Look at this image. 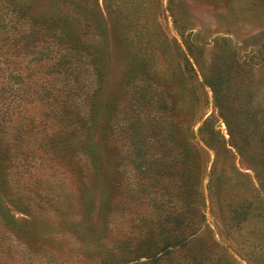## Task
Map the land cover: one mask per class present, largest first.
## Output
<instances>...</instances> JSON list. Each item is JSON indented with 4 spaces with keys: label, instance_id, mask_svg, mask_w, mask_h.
<instances>
[{
    "label": "trees",
    "instance_id": "16d2710c",
    "mask_svg": "<svg viewBox=\"0 0 264 264\" xmlns=\"http://www.w3.org/2000/svg\"><path fill=\"white\" fill-rule=\"evenodd\" d=\"M38 1L0 0V135L15 126V115L27 118L29 103L45 104L57 126L47 137L46 150L76 180V209L70 226L60 221L59 235L67 247L45 245L29 228L30 219L12 213L22 209L21 201L14 200L11 150L1 148L0 260L18 264L19 246L22 258L30 262L51 250L60 256V264H128L140 258L144 264H239L232 232L248 218L264 228V210L257 206L264 198V104L255 107L246 98L252 89L248 74L240 71V64L218 56L210 76L200 80L187 59L194 88L186 97L204 99L198 110L192 101L187 107L180 104L178 85L137 87L140 75L154 76V70L150 74L147 61L142 67L134 62L124 82L126 94L130 91L129 110L121 118L118 106L108 114L113 105L104 100L102 86L108 44L128 53L132 47L154 53L151 43L144 42L148 26L135 9L137 0H130L127 10L108 0L105 13L98 0ZM111 11L117 19L107 25L103 18ZM195 47L193 41L186 43L192 57ZM172 78H166L169 84ZM205 86L212 93L209 114ZM101 151L109 157L110 168L103 166L102 174H111L106 191L111 198L103 196L95 213L89 182L100 174ZM234 153L251 165L249 193L228 186L222 175ZM51 195H45L54 214L50 222L64 219ZM144 203L151 207L149 213L141 209ZM24 207L31 212L30 204ZM98 214L101 230L94 228ZM124 215H129L127 228L110 237L111 224Z\"/></svg>",
    "mask_w": 264,
    "mask_h": 264
},
{
    "label": "rangeland",
    "instance_id": "374dc122",
    "mask_svg": "<svg viewBox=\"0 0 264 264\" xmlns=\"http://www.w3.org/2000/svg\"><path fill=\"white\" fill-rule=\"evenodd\" d=\"M48 1L39 0L38 2L47 4ZM253 1L252 4L248 3V0H137L138 4L135 2L137 4L134 5L135 9H138L136 10L138 15H141V20L147 22L148 26L144 42L151 43L154 53L153 55H149L148 52L143 54L134 47L130 48L131 52L128 53L121 47L115 48L113 44H108L111 50L108 54L109 63L104 70V82L102 83L104 100L113 105L111 109L108 108V114L113 113L118 106L117 116L121 118L124 112L129 110V101L126 98H129L130 91L126 94L124 82L130 64L135 62L137 67H142L143 61H147V66L151 68L149 69L150 74L154 70V76L140 75L141 80L137 82V87L138 85L144 87L147 84L154 88H157L159 84L169 87L178 85L180 86L179 92L182 94L179 97L180 104L187 107L192 101L199 110L204 99L196 102L191 98L189 101L186 97V93L194 88L187 76L189 65L186 60L188 59L192 63L198 79L202 80L203 76H210L214 61L218 56H221V61L225 63L232 61L240 64V71L243 74H248L247 81L252 87L250 96L248 95L246 98L250 99L255 107L258 104H264V0ZM117 2L122 3L126 10L131 3L130 0L129 2L117 0ZM107 3L108 0H98L99 7L103 12L109 8ZM68 7V3L64 2V9ZM104 17L103 19L108 20L107 25L108 22L114 24L117 19L112 11ZM191 41L196 46L193 57L188 54L186 49V43ZM20 64L21 67L24 66L25 60ZM172 75L174 79L172 78L173 81L169 84L166 78H170ZM205 87L210 101L207 113L209 114L212 110V93L208 86ZM22 113L21 111L20 115ZM47 114L48 109L45 104L36 100L29 103L26 112L27 118L15 115L13 119L15 126L8 130L5 137L0 135V149L4 146L9 147L14 160L11 177L14 186V200H17V204L18 201H21L19 205L22 209L13 210L12 213L18 217L30 219L29 228L37 236L42 237L45 245L53 243L56 247L66 248L67 242L59 235V230L62 227L60 221H63L65 226H70L71 212L76 209V180L73 177L70 178L69 174L65 172L62 160L49 158L46 150L47 137L57 126ZM215 117L219 128L227 137L223 119L216 112ZM29 119H32L34 123L31 130H28L31 126ZM149 152L153 151L150 149ZM101 153L100 174L97 180L89 182L96 202L95 213L100 211L99 200L106 196L107 183L111 180L110 173L106 172L105 176L102 174V167L110 168V166L106 165L109 163L106 152L101 151ZM228 162L230 167H227L222 173L228 186L249 193L254 175L250 163L235 153L228 159ZM235 171H238L239 174H235ZM47 194H52L51 196L57 199V205L63 210L64 219L56 217L50 222V216L54 214L52 215L53 211L47 206L48 201L46 203L47 198L45 197ZM108 197L111 198L110 194ZM26 204L31 205V212L25 211ZM257 206L264 210V198L257 201ZM141 209L144 213H149L151 207L148 203H144ZM99 217L98 214L94 228L101 230V218ZM128 218L129 215L118 217L111 224L114 229L110 233V237L115 238L121 228H127ZM32 219L34 220L32 221ZM208 220L211 224L214 222L210 217ZM259 227L254 219L248 218L240 229L232 232L237 252L235 257L239 264H262L260 258L263 255L262 252L264 253V228L260 229ZM51 236H54L55 240H51ZM18 248L16 249L19 257L16 260L18 264H47L48 260L50 261L48 264H51L53 260L60 264V256L50 252L51 250H47L39 260L32 259L30 262L27 257L22 258L24 256L22 247L18 246ZM144 260V258H140L138 261L128 264H144ZM0 264H5V262L1 259Z\"/></svg>",
    "mask_w": 264,
    "mask_h": 264
}]
</instances>
